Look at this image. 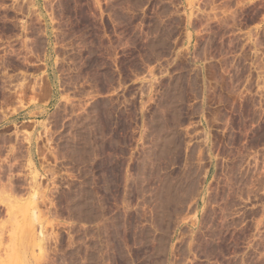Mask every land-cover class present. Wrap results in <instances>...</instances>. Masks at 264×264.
Returning a JSON list of instances; mask_svg holds the SVG:
<instances>
[{"label":"rangeland","instance_id":"1","mask_svg":"<svg viewBox=\"0 0 264 264\" xmlns=\"http://www.w3.org/2000/svg\"><path fill=\"white\" fill-rule=\"evenodd\" d=\"M0 264H264V0H0Z\"/></svg>","mask_w":264,"mask_h":264},{"label":"bare ground","instance_id":"2","mask_svg":"<svg viewBox=\"0 0 264 264\" xmlns=\"http://www.w3.org/2000/svg\"><path fill=\"white\" fill-rule=\"evenodd\" d=\"M171 192H172V191H171ZM168 194H169V193H168ZM168 194H167V195H168ZM168 196H169V195H168ZM167 205H168V204H167ZM164 209H165V208H164ZM173 209H174V208H173Z\"/></svg>","mask_w":264,"mask_h":264}]
</instances>
